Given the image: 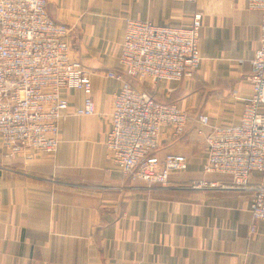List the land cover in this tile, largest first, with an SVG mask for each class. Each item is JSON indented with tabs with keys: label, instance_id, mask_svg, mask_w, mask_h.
<instances>
[{
	"label": "crops",
	"instance_id": "crops-1",
	"mask_svg": "<svg viewBox=\"0 0 264 264\" xmlns=\"http://www.w3.org/2000/svg\"><path fill=\"white\" fill-rule=\"evenodd\" d=\"M195 11L202 59L193 76L130 79L185 111L184 130L175 136L164 127L155 152L183 154L187 168L165 185L133 182L107 156L112 95L122 81L106 72L119 65L127 18L188 25ZM47 12L71 26V55L89 72L96 110L73 114L84 92L63 88L68 113L52 155L9 156L0 139V264H264V221L250 213V188H228V176L202 171L206 136L237 122L251 93L260 13L246 0H48ZM200 178L216 184L188 186ZM260 182L264 172H253L249 184Z\"/></svg>",
	"mask_w": 264,
	"mask_h": 264
},
{
	"label": "built area",
	"instance_id": "built-area-1",
	"mask_svg": "<svg viewBox=\"0 0 264 264\" xmlns=\"http://www.w3.org/2000/svg\"><path fill=\"white\" fill-rule=\"evenodd\" d=\"M48 0H0V139L6 155L21 150L52 155L58 144L59 121L68 113L61 89L84 92L78 116L91 115L96 106L84 65L71 55V26L53 20ZM260 13L258 45L250 59L251 86L237 122L213 127L206 136L204 173L229 177L232 189L250 188L249 210L264 221V183L249 184L253 172H264V0H246ZM202 14L193 12L188 25L157 24L127 18L118 54V67L107 77L122 81L112 95L108 158L133 182L165 185L171 173L184 171L183 154L158 155L155 150L164 127L173 135L186 124V113L136 89L128 78L179 80L192 77L202 56L198 46ZM198 120L208 122L206 114ZM216 182L200 178L190 188H209ZM255 225H250L254 232Z\"/></svg>",
	"mask_w": 264,
	"mask_h": 264
},
{
	"label": "rangeland",
	"instance_id": "rangeland-1",
	"mask_svg": "<svg viewBox=\"0 0 264 264\" xmlns=\"http://www.w3.org/2000/svg\"><path fill=\"white\" fill-rule=\"evenodd\" d=\"M48 3V2H47ZM128 80H129V78H128ZM133 80H135V81H139V80H136V79H133ZM131 81H132V79H131ZM140 81H143V82H139V83H147V81L146 82H144V80H140ZM129 82H130V80H129ZM134 82V81H133ZM131 84H132V82H130ZM191 182V181H190ZM190 182H189V184H188V186H190Z\"/></svg>",
	"mask_w": 264,
	"mask_h": 264
},
{
	"label": "trees",
	"instance_id": "trees-1",
	"mask_svg": "<svg viewBox=\"0 0 264 264\" xmlns=\"http://www.w3.org/2000/svg\"><path fill=\"white\" fill-rule=\"evenodd\" d=\"M130 79H133V78H129V80H130ZM148 93H149V92H148Z\"/></svg>",
	"mask_w": 264,
	"mask_h": 264
}]
</instances>
